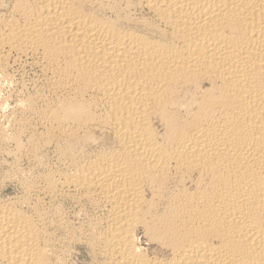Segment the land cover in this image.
I'll list each match as a JSON object with an SVG mask.
<instances>
[{"label":"bare ground","instance_id":"1","mask_svg":"<svg viewBox=\"0 0 264 264\" xmlns=\"http://www.w3.org/2000/svg\"><path fill=\"white\" fill-rule=\"evenodd\" d=\"M80 248L264 264V0H0V264Z\"/></svg>","mask_w":264,"mask_h":264},{"label":"rangeland","instance_id":"2","mask_svg":"<svg viewBox=\"0 0 264 264\" xmlns=\"http://www.w3.org/2000/svg\"><path fill=\"white\" fill-rule=\"evenodd\" d=\"M117 1L119 2V0H117ZM80 249H79V251H77L75 253L76 255H74L75 256V260L77 262H79V264H88V257H87V255L85 254L84 250H82V249L80 250ZM81 261H83V262H81Z\"/></svg>","mask_w":264,"mask_h":264}]
</instances>
